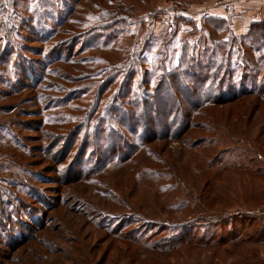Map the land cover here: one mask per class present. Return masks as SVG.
Returning a JSON list of instances; mask_svg holds the SVG:
<instances>
[{"label": "rangeland", "instance_id": "obj_1", "mask_svg": "<svg viewBox=\"0 0 264 264\" xmlns=\"http://www.w3.org/2000/svg\"><path fill=\"white\" fill-rule=\"evenodd\" d=\"M199 1L0 0V264H185L174 237H264V70L189 56ZM255 25L233 57L242 37L264 54ZM251 194L263 210H236ZM227 249L201 263L247 264Z\"/></svg>", "mask_w": 264, "mask_h": 264}, {"label": "trees", "instance_id": "obj_2", "mask_svg": "<svg viewBox=\"0 0 264 264\" xmlns=\"http://www.w3.org/2000/svg\"><path fill=\"white\" fill-rule=\"evenodd\" d=\"M255 26H258L259 28L264 29V21L258 22L256 23ZM203 31H199L197 26H194V31L199 32L200 34H202V41H205V48L203 50H201L198 47V43L194 44V45H188V50L194 52L197 51L196 54L193 55H189L191 58H195L196 55L201 56L202 54H205L207 49H209L212 54V58H210V60H206L207 64L209 66V70L210 72L212 70H218L220 71L223 68H226V72L223 73L224 78H226V75H232L231 72V67L230 64H234L235 66H238L239 69H242V73L243 75L247 74L248 76H258L259 74V70L262 73L264 70V54L261 55V53L257 52L258 49H256L253 45H242V40L240 44H237V48H238V52L240 54V57L235 58L232 56L233 50H234V46H235V40L238 37L237 35H234L228 24H226V22H221V21H217V20H213V21H208L206 22V24L202 27ZM227 34L228 36L223 38L222 34ZM166 35V34H165ZM158 40H163L164 36H160L157 37ZM169 40V39H168ZM168 40L162 42L163 45L166 47L168 45ZM157 41V42H159ZM240 46H243V48L249 50V53H245L243 50H240ZM182 50H186V47L184 45V43L182 44L181 47ZM155 51V50H154ZM253 53V55H252ZM261 55V56H260ZM152 57V56H150ZM149 57V58H150ZM199 58V57H198ZM188 59H183L182 61L185 60V64L187 66V69H191L190 68V63H188ZM217 62V64H216ZM158 67H160L159 65H152V70L156 69ZM177 68V67H176ZM186 70L182 71V73L187 77L189 75V72ZM167 72V71H164ZM170 72V71H169ZM193 72V71H192ZM260 73V74H261ZM256 92V91H255ZM253 92V93H255ZM238 94L237 89L233 86H229L227 88H222L220 89V96L221 97H225V96H230L232 95V97L230 98H234L232 101H229V103H233L236 100H241L244 97H241L243 95L242 92L239 93V95H241L240 97H236ZM261 96H264V93H261ZM259 110L262 111L264 110V108H262V105L259 107ZM260 173H262V175H259ZM248 174L249 173H245ZM254 175L256 178H262L264 177V171H263V165L259 164L257 165V169L254 171ZM261 184L259 183L257 186H260ZM261 194H264V187L262 188ZM235 203V204H234ZM262 200H259L258 196H255V194H251L248 201L246 202V204L244 206H238L239 208L236 209L238 211L244 209L247 210L248 212L246 213H252L255 210H263V207L261 206ZM237 204V200H234L232 204L229 205L230 209H233L236 207ZM247 207L249 209H247ZM254 213V212H253ZM239 231L233 233V237L232 239H230L228 236H220L219 238H224L221 242L217 241L216 243H209L207 242V245L203 244V246H200V238H197V236H192V237H188L185 239H182L181 237H174V245L170 248V250L176 251L179 250L181 248H185V250H188L186 252L187 257L184 258L185 260V264H202V255L201 253H199L200 249L206 248L207 250L211 251V253H213L215 256H222V257H234L236 256V253L234 254L233 252L228 251L227 248H229L230 246H235L236 247H241L242 250H244L245 252H241L239 253V255H246V263H250V264H260L259 262V258L257 256V254H255L253 249H249L250 247H254L253 246H247L244 245L241 241H239L237 239ZM204 242V241H203ZM148 243H144L143 244V248H147L148 249ZM192 248V249H190ZM152 252H158L159 254H163L164 251L163 250H153ZM190 255H194V258H192V256L190 257Z\"/></svg>", "mask_w": 264, "mask_h": 264}, {"label": "crops", "instance_id": "obj_3", "mask_svg": "<svg viewBox=\"0 0 264 264\" xmlns=\"http://www.w3.org/2000/svg\"><path fill=\"white\" fill-rule=\"evenodd\" d=\"M189 20L192 25L200 26L203 22L223 21L228 23L234 35L243 33L250 25L264 21V0H200L198 4L188 8ZM205 24V23H204ZM250 229H242L243 234ZM254 231H250L253 234ZM247 239L241 236L240 241L247 246L257 245L262 248L264 237ZM264 257V253L262 252ZM264 260V259H262Z\"/></svg>", "mask_w": 264, "mask_h": 264}, {"label": "built area", "instance_id": "obj_4", "mask_svg": "<svg viewBox=\"0 0 264 264\" xmlns=\"http://www.w3.org/2000/svg\"><path fill=\"white\" fill-rule=\"evenodd\" d=\"M244 1H248V0H244Z\"/></svg>", "mask_w": 264, "mask_h": 264}]
</instances>
